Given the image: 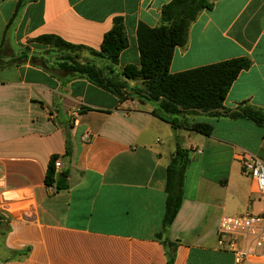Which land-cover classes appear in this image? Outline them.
Masks as SVG:
<instances>
[{
  "label": "crops",
  "instance_id": "obj_1",
  "mask_svg": "<svg viewBox=\"0 0 264 264\" xmlns=\"http://www.w3.org/2000/svg\"><path fill=\"white\" fill-rule=\"evenodd\" d=\"M171 1L37 0L7 30L17 0H0V48L7 56L17 47L46 50L31 41L55 35L100 51L114 19L122 18L129 45L116 66L121 73L141 64L138 26H161ZM212 2L186 46L175 49L170 72L248 58L251 67L224 105L247 102L264 111V0ZM49 61V70L29 62L0 69V264H168L164 241L176 245L174 264H235L219 244V223L264 215V195L255 193L237 158L247 151L264 161V128L247 118L201 114L184 119L211 125L210 136L174 129L152 114L156 103L121 102ZM178 144L191 150L192 162L181 209L165 232L167 167ZM54 156L67 190L46 184Z\"/></svg>",
  "mask_w": 264,
  "mask_h": 264
},
{
  "label": "trees",
  "instance_id": "obj_2",
  "mask_svg": "<svg viewBox=\"0 0 264 264\" xmlns=\"http://www.w3.org/2000/svg\"><path fill=\"white\" fill-rule=\"evenodd\" d=\"M37 0H17L16 9L8 26L18 19L22 10ZM212 0H172L162 8V25L150 27L144 23L138 26L137 38L140 51V66L128 65L118 73L116 66L121 53L129 43L122 18H115L113 28L102 43L100 51L88 50L91 55L106 61L100 66L96 61L82 59L79 51L84 47L73 45L55 35H43L31 41L48 47L46 50L33 49L30 46L19 48L16 53L7 56L3 46L0 48V69L25 64L27 62L49 70V58L55 66L67 73L86 78L95 86L104 89L119 98L121 102L138 98L157 104L152 114L170 123L174 129L184 128L205 136H210L213 127L201 122H188L186 115H209L215 118H247L264 128V111L241 103L234 109L225 107L228 93L240 73L251 67L248 58H238L224 62L172 74L171 63L175 49L188 43L192 24L205 10H211ZM86 50V49H85ZM129 81H140L137 87H130ZM181 117V119H180ZM54 156L48 166L46 184L56 186L58 190L69 188L67 174L56 176ZM192 162L191 150L178 144L171 162L167 167V203L163 230L167 232L179 213L185 196V178ZM162 239V235H158ZM168 264H174L176 245L164 241Z\"/></svg>",
  "mask_w": 264,
  "mask_h": 264
},
{
  "label": "built area",
  "instance_id": "obj_3",
  "mask_svg": "<svg viewBox=\"0 0 264 264\" xmlns=\"http://www.w3.org/2000/svg\"><path fill=\"white\" fill-rule=\"evenodd\" d=\"M243 173L255 183V193L264 195V161L242 151L237 154ZM56 169L61 162H55ZM55 192V186H49ZM219 244L235 256V264H248L253 257L264 259V215L245 214L243 216H224L219 223ZM231 237V240H226ZM240 239L246 243L239 245Z\"/></svg>",
  "mask_w": 264,
  "mask_h": 264
},
{
  "label": "rangeland",
  "instance_id": "obj_4",
  "mask_svg": "<svg viewBox=\"0 0 264 264\" xmlns=\"http://www.w3.org/2000/svg\"><path fill=\"white\" fill-rule=\"evenodd\" d=\"M19 49V47H17V49H16V51ZM79 55L81 56V58L82 59H87V57H93V58H96V57H94L93 55H91L89 52H87V51H85V50H80L79 51ZM105 65V64H104ZM103 65V66H104ZM117 71V70H116ZM138 83L137 85H136V87L137 86H139L140 84H141V82L140 81H129V83ZM140 83V84H139ZM201 119V118H200Z\"/></svg>",
  "mask_w": 264,
  "mask_h": 264
}]
</instances>
